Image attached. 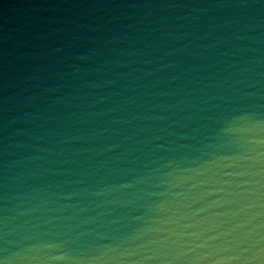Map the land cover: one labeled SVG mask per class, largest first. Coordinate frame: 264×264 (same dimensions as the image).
Wrapping results in <instances>:
<instances>
[{
  "label": "water",
  "instance_id": "water-1",
  "mask_svg": "<svg viewBox=\"0 0 264 264\" xmlns=\"http://www.w3.org/2000/svg\"><path fill=\"white\" fill-rule=\"evenodd\" d=\"M0 264H264V0H0Z\"/></svg>",
  "mask_w": 264,
  "mask_h": 264
}]
</instances>
